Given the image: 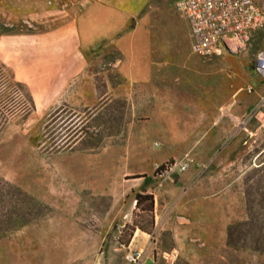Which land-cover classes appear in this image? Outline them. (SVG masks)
Segmentation results:
<instances>
[{"label": "rangeland", "instance_id": "374dc122", "mask_svg": "<svg viewBox=\"0 0 264 264\" xmlns=\"http://www.w3.org/2000/svg\"><path fill=\"white\" fill-rule=\"evenodd\" d=\"M175 4L0 0V65L35 106L0 131V179L43 208L0 238V264H264V133L252 121L225 142L229 119L213 125L227 102L244 116L259 100L252 65L264 50V27L199 58ZM79 37L150 41L152 79L125 83L116 48H83ZM64 106L102 137L100 148L88 150L86 137L69 151L41 150L49 115ZM183 154L199 166L147 188L150 225L131 193L142 180L132 179L152 177ZM134 222L150 233L133 230ZM243 222L253 230L228 246L227 227Z\"/></svg>", "mask_w": 264, "mask_h": 264}, {"label": "trees", "instance_id": "16d2710c", "mask_svg": "<svg viewBox=\"0 0 264 264\" xmlns=\"http://www.w3.org/2000/svg\"><path fill=\"white\" fill-rule=\"evenodd\" d=\"M5 32H0V35ZM33 111H35L34 102L25 87L14 82L13 79L10 80L4 67L0 65V131L6 124L8 117L10 118L17 113L28 116ZM88 130L87 123H83L77 113H74V111L68 113L66 106L59 107L49 115L45 123L40 148L45 154L65 152L72 150L78 144L80 145L88 137L90 143L88 150H97L101 147L103 139L97 132L90 133ZM161 168L163 166L154 169L152 177L139 175L132 179L142 180L138 190L131 193L134 196L135 210L147 214L150 225L154 220V197L147 192V188L154 184ZM42 209V206L36 203L25 191L0 179V238L23 226H27L31 221L43 216ZM250 223L243 222L229 225L226 230V244L235 247L236 240L245 235L243 232L251 231L252 224ZM135 229H139L146 234L150 233L147 227L134 222L133 230ZM124 245H127L126 241ZM252 247V249L258 251V246L253 245Z\"/></svg>", "mask_w": 264, "mask_h": 264}, {"label": "built area", "instance_id": "2783aa9c", "mask_svg": "<svg viewBox=\"0 0 264 264\" xmlns=\"http://www.w3.org/2000/svg\"><path fill=\"white\" fill-rule=\"evenodd\" d=\"M175 8L186 23L190 53L199 58L207 59L226 52L220 45V37L241 41L264 27V0H176ZM252 71L264 85V50L256 54ZM220 116L229 117L228 110L224 109ZM254 120H259V129L264 133V91L247 114L234 119L231 135L245 131ZM195 165L193 156L183 154L174 163L165 164L157 179L185 174ZM207 167L202 166L203 169ZM135 260L128 257L129 262Z\"/></svg>", "mask_w": 264, "mask_h": 264}, {"label": "crops", "instance_id": "0c3cea01", "mask_svg": "<svg viewBox=\"0 0 264 264\" xmlns=\"http://www.w3.org/2000/svg\"><path fill=\"white\" fill-rule=\"evenodd\" d=\"M128 37L131 35V33H128ZM81 42V46L83 48H93V46L105 45V44H111L113 45L116 50L120 53L122 59L118 62L116 65V71L119 75H121L124 78L125 83H135V82H145L149 81V79H152L151 74V49H150V41H134V40H117V39H99V38H78ZM124 39H127L124 38ZM87 57V55H84ZM140 70H143L140 73ZM256 80L261 82L256 75L254 74ZM85 85L87 86V89L90 91V95H92V91H95L94 85L92 82L85 81ZM262 93L264 91V85L262 84ZM119 88H114L115 91H118ZM122 90V89H121ZM261 93V94H262ZM260 97V96H259ZM224 109L228 110L229 117H227L231 123L232 129L230 132L224 136L223 140L226 142L229 139V135L234 130V119H239L241 117L242 113L238 114V112L245 113L244 110H241V107L236 101L227 102L225 105H223L219 112L221 113ZM221 116H217L216 120L213 125H218L222 122L223 118H220ZM253 122L256 123L258 130L259 129V120H254ZM251 124V123H250ZM249 124V125H250ZM248 127V126H247ZM247 129V128H246ZM243 132V131H242ZM230 145L227 146L226 150L228 149ZM196 161V160H195ZM199 163L196 161V165L194 167H198ZM192 167V168H194ZM191 169V168H190ZM189 169V170H190Z\"/></svg>", "mask_w": 264, "mask_h": 264}, {"label": "bare ground", "instance_id": "6f19581e", "mask_svg": "<svg viewBox=\"0 0 264 264\" xmlns=\"http://www.w3.org/2000/svg\"><path fill=\"white\" fill-rule=\"evenodd\" d=\"M237 41H230L229 38L220 37V45L222 49H229L231 46H234Z\"/></svg>", "mask_w": 264, "mask_h": 264}]
</instances>
